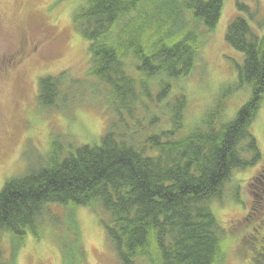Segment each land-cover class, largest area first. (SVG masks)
<instances>
[{"label": "trees", "instance_id": "16d2710c", "mask_svg": "<svg viewBox=\"0 0 264 264\" xmlns=\"http://www.w3.org/2000/svg\"><path fill=\"white\" fill-rule=\"evenodd\" d=\"M84 2L74 22L89 42L106 133L98 144L54 141L46 161L5 182L0 241L6 233L37 237L53 204L87 207L99 215L119 264H221L226 230L211 203L233 171L262 158L250 127L264 105V33L252 29L242 16L249 7L238 2L226 41L244 55L239 76L252 95L233 120L218 123L212 111L186 130L187 95L174 84L197 69L224 0ZM65 83L62 75L40 80L42 108L64 109L86 87ZM254 254L253 264H262L264 248Z\"/></svg>", "mask_w": 264, "mask_h": 264}, {"label": "rangeland", "instance_id": "374dc122", "mask_svg": "<svg viewBox=\"0 0 264 264\" xmlns=\"http://www.w3.org/2000/svg\"><path fill=\"white\" fill-rule=\"evenodd\" d=\"M84 1L0 0V61L22 51L16 66L0 73V190L8 179L46 161L54 141L98 144L106 133L107 106L92 89L96 80L89 73V42L74 22ZM238 2L249 7L250 12L242 16L252 29L260 36L264 33V0H224L221 19L201 51L197 69L174 84L175 90L181 86L187 95L186 130L199 126L212 111L218 113V123L233 120L252 95L251 86L239 76L244 55L226 41ZM61 75L66 85L79 80L86 84L81 97L73 94L63 102L64 109L42 108L40 80ZM250 130L261 160L233 171L222 197L211 203L226 230V257L221 264H253L255 254L252 250L251 258L250 252L247 257L248 247L256 248L264 238V224L259 223H264V177L252 183L264 174V105ZM48 214L37 237L30 232L23 240L2 235L0 264H119L96 211L87 207L69 211L53 204Z\"/></svg>", "mask_w": 264, "mask_h": 264}, {"label": "flooded vegetation", "instance_id": "af4514ba", "mask_svg": "<svg viewBox=\"0 0 264 264\" xmlns=\"http://www.w3.org/2000/svg\"><path fill=\"white\" fill-rule=\"evenodd\" d=\"M21 50H17V51H15L14 53H12L11 55H9V56H5L4 58H2V60L0 61V73L1 72H6V70H8L9 68H12V67H15L16 66V64L18 63V58H19V56H20V54H21ZM263 169H264V165H263ZM260 176H261V178H258V180H260V182L261 181H263V178L262 177H264V174H260ZM262 203V202H261ZM254 210H255V208H254ZM251 212V211H250ZM253 213V212H252ZM263 220V219H262ZM256 223V222H255ZM255 223H252V224H250L248 227H247V229L248 228H250L251 226H253ZM259 223H262V224H264L263 223V221H259ZM252 230V229H251ZM253 231V230H252ZM251 238H253L254 239V237H251ZM264 239V238H263ZM263 239L260 241V244L259 245H256V248L253 246V245H251L250 246V248L253 250V252L254 253H258L259 251H261V249L262 248H264V241H263ZM249 241V240H248ZM250 242H252V241H249V243ZM249 248V249H250ZM252 251H251V253H253ZM252 260H253V258H252ZM253 263V262H252ZM256 264V263H255Z\"/></svg>", "mask_w": 264, "mask_h": 264}]
</instances>
